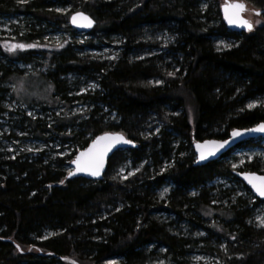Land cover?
Masks as SVG:
<instances>
[{"label": "trees", "instance_id": "trees-1", "mask_svg": "<svg viewBox=\"0 0 264 264\" xmlns=\"http://www.w3.org/2000/svg\"><path fill=\"white\" fill-rule=\"evenodd\" d=\"M43 1L15 6L12 0H0V14L14 11L67 22L78 8L96 22L90 34L118 36L127 47L146 29L157 28L173 37V58L166 62L124 53L105 66L73 58L65 49L47 51L48 72L27 78L50 86L52 102L59 95V101L71 100L64 94V79L70 75H91L98 90L76 97L94 104L80 121L55 117L54 125H47L21 115L19 125L34 138L51 133L72 143V157L46 160L42 154L31 158L0 152V264H71L65 258L77 264L113 259L144 264L151 254L187 264L191 249L208 243L225 244L223 250L214 249L223 264H264V228L251 222L254 209L264 201H251L250 190L227 162L235 150L261 138L202 166L194 165L192 149L196 141L224 139L234 128L264 121V102L247 108L250 100H264V25L251 34L228 30L219 0H64L74 7L64 16L39 9ZM242 1L264 12V0ZM215 37L233 44L218 50ZM15 43L31 45L28 37ZM35 52L40 53L17 50L19 57L9 62L28 61ZM16 77V71L0 67V115L4 85ZM153 79L161 83L151 84ZM28 86L31 90L33 83ZM104 109L114 117H106ZM156 126L160 129L154 134ZM107 131L123 133L137 147L114 153L101 181L67 179L65 168L77 152ZM127 160L138 169L126 179L115 176L113 169ZM236 170L264 174V161ZM218 177H232L245 195L207 188ZM167 182L173 189L158 201L157 191Z\"/></svg>", "mask_w": 264, "mask_h": 264}, {"label": "rangeland", "instance_id": "rangeland-1", "mask_svg": "<svg viewBox=\"0 0 264 264\" xmlns=\"http://www.w3.org/2000/svg\"><path fill=\"white\" fill-rule=\"evenodd\" d=\"M12 1L15 3V6L26 4L18 3L17 0ZM37 1L38 0H28L27 3L32 6V3H36ZM103 1L109 2L111 0ZM219 2L223 4L225 0H219ZM246 6L247 8L243 15L253 23V31L248 33L251 34L264 25V15L257 16L253 13L255 11L253 7L248 5V3H246ZM40 8L45 13L53 12L61 16L66 15L69 11L74 9L70 3L64 0H53V2L51 0H44L39 5V9ZM57 9L63 11H57ZM204 9L205 7L203 8V12ZM76 11H78V8L70 12L68 18ZM258 21L259 23H257ZM23 37H28L31 45H36V47L26 48L25 50H39L40 53L35 52L31 54L28 61L18 60L9 62L10 59H16V56L19 57L17 53L19 49L14 53H10L6 50L5 45H12L14 41ZM140 37V39L127 47L125 41L118 36L106 35L100 31L94 34L77 33L69 26L68 21L51 22L44 19H37L34 14H20L14 11L0 14V67H3V69L8 67L10 70L16 71L19 76L12 80L13 83L4 85L5 92L3 93L2 104L4 111L0 115V152L7 153V155L11 157L27 155L31 158H36L42 154L41 157H46V160H54L57 158L68 159L72 157L76 149L72 143H64L56 134L51 135V133H45L42 139H36L29 132L27 127L19 125V121L22 113L39 119L40 121H44L47 125H54L55 117L67 118L69 119L67 122H70V119L73 117L78 121L82 120V118H86L87 113L94 108V104L90 101L81 102L77 100L76 97L92 95L94 91H97V80L88 74L70 75L64 79L66 80L65 85L67 89L64 94L71 100L59 101L61 97V95H59L55 102H52L50 99L51 87L43 85L38 79H34L33 82L29 81L27 77L30 75L35 76L37 73H42V75L46 74L48 72L46 69L49 66L47 61L48 58L45 59L47 57V55H45L47 51H62L63 49L68 50L73 58L78 60L84 59L88 62L100 63L105 66H111L112 63L117 61L124 53L131 58L133 56L139 58L155 56L161 57L166 62L172 60L173 51L170 48L174 44V39L168 32L160 31L157 28H148ZM214 39L215 46L218 50H225L233 44V41L227 38L215 37ZM58 45H63V47H58ZM32 83L33 86H31L30 90L28 85ZM150 83L158 85L161 81L153 79ZM30 99L34 101L28 103V101H31ZM263 102L264 100L261 98L250 100L247 103V108L249 109V104H254L256 105L255 107H257L262 105ZM98 106L100 109L102 108L101 105ZM103 113H106V117H114V114L108 116V110L106 109L103 110ZM159 129V126H156L153 133L156 134ZM71 130V128L67 129L68 132ZM147 130H149V127ZM28 149H32V151H28ZM253 161H264V138H261L260 141L253 145L238 148L227 159L232 170L244 168L246 164ZM166 165L167 162L163 164L164 167H159L161 172ZM137 169L138 167L133 166L132 162L127 160L113 169V174L125 179V177L133 174ZM65 171L67 173L71 171L70 165L65 168ZM207 188H215L216 192L221 190L229 191V193H237V195H245V193L242 192L241 185L239 186L232 177H218L208 183ZM172 189L173 185L170 182L164 184L157 191V200H166ZM249 192L253 198L251 201H255V196L251 191ZM210 198L212 197L210 196ZM247 198L249 197L247 196ZM160 217L167 218L168 215ZM252 218L251 222L253 225L264 228L261 226V224L264 223V220H262V218H264V202L254 209ZM173 227L174 226L171 225V228ZM182 231H186V229H182ZM200 233L202 232L200 231ZM215 248L223 250L225 244L208 243L207 247H203L202 244L193 247L189 254L187 264H223L218 253L214 252ZM151 250L152 248H149L148 251ZM105 264L123 263L120 259H113L106 261ZM144 264L172 263L165 257L159 256L158 254H151L148 259L144 260Z\"/></svg>", "mask_w": 264, "mask_h": 264}, {"label": "water", "instance_id": "water-1", "mask_svg": "<svg viewBox=\"0 0 264 264\" xmlns=\"http://www.w3.org/2000/svg\"><path fill=\"white\" fill-rule=\"evenodd\" d=\"M236 3H241V4L245 5V10L240 13V16L242 19L247 20L248 22H250L253 25V23L251 21H249L247 18H245L243 15L246 11V8H247L246 3L243 1H232V2H230L228 0H225V2L223 4H221V6H220V16H221L222 22L225 25V27L230 31H234V32H238V33H249V31L246 28L237 26V24H235V23L230 24L228 19H226V13H225L226 6H228L230 4H236ZM257 11L258 10H255L253 13L255 14ZM259 12L261 13V15H264V12H262V11H259ZM77 13H82L84 16L89 17L93 21L91 27H79L77 25H74L72 23V16H74ZM229 15H231V10L229 12ZM68 23H69V26L73 30H75L77 33H90L96 25L95 20L90 15H88L87 13H84L82 11H77V12L72 13L68 18ZM261 124H264V121L259 122V123L255 124L254 126H251L248 128H242V129L234 128L228 133V136L224 139L209 138V139H205L202 141L194 142L192 145L193 153L195 156L194 165H196V166L206 165L210 162L217 160L218 158L223 156L225 153H227L228 151H230L231 149L235 148L236 146H238L239 144H241L245 141L264 138V133L250 131L251 129L257 128ZM234 131L240 132L241 136L233 137L232 134ZM106 134L112 135V136L122 135L125 139L130 140L121 132H108V131L103 132V133L97 135L95 138H93V140L91 142H89V144L84 149L78 151V153L76 154L75 158L72 161L76 160L77 157H79L81 155V153H87L88 150L93 147V143L97 140V138L103 137ZM130 141H132V140H130ZM209 141H216L217 143H223V142H227V143L225 144V146L223 148H220L219 150H215L214 155H210V156H208V158L206 160L200 161V152L201 151H204L205 153H207L209 151L214 150L213 145L206 143ZM110 144H112V142L109 140L101 141L100 144L97 145V147L93 150V153L91 154V157H94L97 153H100V152L104 153V155H103V167L100 171L99 176H92V175H89L87 172H84V171H79V172H76V174L74 176H69L70 172L76 171V164L72 163V161H71V163H70L71 171L67 174V179L84 178V179H89V180H93V181H101L103 179V176H104V173L106 170L107 161L114 153L121 151V150H127V149L137 147V143H135L134 141H132L131 144L118 143V144H112V146L109 147ZM197 145L201 146L199 151L197 149ZM232 174L245 187H247L253 193V195L256 198L264 201V196H261L257 192L256 188L253 187V184L259 185V183H260V181L256 180L255 178L256 177L264 178V174H259V173H255V172H249V171H238V170H233ZM246 177H248V179H246ZM249 179L252 180L251 183L249 182ZM63 260L68 262V263H71V264H77L75 261H73L71 259L65 258Z\"/></svg>", "mask_w": 264, "mask_h": 264}, {"label": "snow or ice", "instance_id": "snow-or-ice-1", "mask_svg": "<svg viewBox=\"0 0 264 264\" xmlns=\"http://www.w3.org/2000/svg\"><path fill=\"white\" fill-rule=\"evenodd\" d=\"M18 3H27L28 0H17ZM231 10V15H229V12ZM245 10V5L241 3L236 4H230L226 6L225 13H226V19H228L230 24H237V26L246 28L249 32L253 30V25L248 22L247 20H244L241 18L240 13ZM57 11H63L61 9H57ZM256 15H261L259 11L255 13ZM72 23L74 25H77L79 27H91L93 21L87 17L84 16L82 13H77L74 16H72ZM259 23V21L257 22ZM36 47V45H24V44H12V45H5V48L10 53H14L17 49L19 50H25L26 48H33ZM58 47H63V45H58ZM169 75H172L171 73ZM254 104H249V109L255 107ZM252 132H259L264 133V124L259 125L255 129H251ZM233 137H239L241 136L240 132H233ZM109 140L112 142V144H131L132 141L125 139L122 135H108L106 134L103 137L97 138V140L93 143V147L88 150L87 153H81L79 157H77L76 160L72 161V163L76 164V171L70 172L69 176H74L76 172L84 171L87 172L89 175L92 176H99L100 171L103 167V152L97 153L94 157H91V154L93 153V150L97 147L98 144H100L101 141ZM207 144H211L214 146L213 151H209L205 153L204 151L200 152V161L206 160L208 156L214 155L215 150H219L220 148H223L227 142L223 143H217L216 141H209L206 142ZM112 144L109 145V147L112 146ZM201 146L197 145L198 151L200 150ZM28 151H32V149H28ZM235 167V165H234ZM127 177H125L126 179ZM248 179V177H246ZM256 180H259V185L253 184V187L256 188L257 192L264 196V178L256 177ZM249 182L251 183L252 180L249 179ZM264 220V218H262ZM262 227H264V223L261 224Z\"/></svg>", "mask_w": 264, "mask_h": 264}, {"label": "bare ground", "instance_id": "bare-ground-1", "mask_svg": "<svg viewBox=\"0 0 264 264\" xmlns=\"http://www.w3.org/2000/svg\"><path fill=\"white\" fill-rule=\"evenodd\" d=\"M258 199V198H257Z\"/></svg>", "mask_w": 264, "mask_h": 264}]
</instances>
